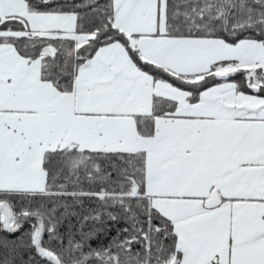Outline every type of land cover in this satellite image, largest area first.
<instances>
[{"label":"snow or ice","instance_id":"snow-or-ice-1","mask_svg":"<svg viewBox=\"0 0 264 264\" xmlns=\"http://www.w3.org/2000/svg\"><path fill=\"white\" fill-rule=\"evenodd\" d=\"M0 264H264V0H0Z\"/></svg>","mask_w":264,"mask_h":264}]
</instances>
